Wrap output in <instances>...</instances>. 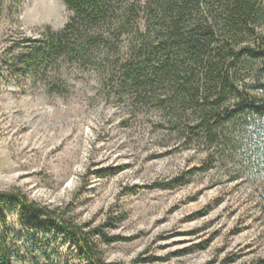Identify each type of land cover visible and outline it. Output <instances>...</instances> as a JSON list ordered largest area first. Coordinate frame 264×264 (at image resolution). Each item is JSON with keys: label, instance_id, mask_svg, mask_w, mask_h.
I'll return each mask as SVG.
<instances>
[{"label": "rangeland", "instance_id": "1", "mask_svg": "<svg viewBox=\"0 0 264 264\" xmlns=\"http://www.w3.org/2000/svg\"><path fill=\"white\" fill-rule=\"evenodd\" d=\"M70 17L61 0H0V194L58 209L88 232L101 228L115 239H95L108 263L263 260L264 156L254 141L209 142L189 132L193 110L139 95L125 74L138 62L142 14L124 29L115 21L94 29L90 60L64 55L29 67L46 34ZM229 64L239 85L254 82L256 72ZM158 89V99L168 95ZM2 213L0 234L23 258L14 264H80L64 238L23 223L13 206Z\"/></svg>", "mask_w": 264, "mask_h": 264}, {"label": "trees", "instance_id": "2", "mask_svg": "<svg viewBox=\"0 0 264 264\" xmlns=\"http://www.w3.org/2000/svg\"><path fill=\"white\" fill-rule=\"evenodd\" d=\"M61 1L70 20L62 31L46 34L29 67L36 69L64 55L90 60L86 49L97 41L94 29L111 27L114 21L124 29L132 16L142 14L146 24L142 45L132 47L138 62H130L125 74L139 95L161 107L193 110L199 116L190 133L201 132L209 142L225 134L229 143L234 142L231 137L254 141L255 153L264 156V0H147L145 5L141 0ZM229 61L256 72L254 82L239 85ZM158 87L168 95L158 99ZM3 204L17 209L21 221L39 228L44 236L68 241L80 264H116L105 261L95 240L114 242L101 228L88 232L58 209L40 207L16 193L0 194V228L7 226ZM14 250L15 245L9 246L0 234V264L21 261ZM32 264L51 263L34 259ZM256 264H264V259Z\"/></svg>", "mask_w": 264, "mask_h": 264}]
</instances>
